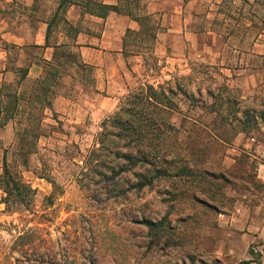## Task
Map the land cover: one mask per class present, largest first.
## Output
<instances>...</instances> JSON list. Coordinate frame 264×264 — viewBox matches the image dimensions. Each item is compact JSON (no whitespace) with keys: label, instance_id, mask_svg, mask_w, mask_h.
Returning a JSON list of instances; mask_svg holds the SVG:
<instances>
[{"label":"rangeland","instance_id":"rangeland-1","mask_svg":"<svg viewBox=\"0 0 264 264\" xmlns=\"http://www.w3.org/2000/svg\"><path fill=\"white\" fill-rule=\"evenodd\" d=\"M54 2L41 5L49 10L56 6ZM192 6L195 18L188 32L171 37L167 52L162 39L148 37L143 66L135 78L124 77L119 90L109 91L116 93L112 95L119 104L142 84L173 87L178 108L172 114V132L183 144L196 136V129L210 127L215 116L210 94L223 96L230 103L225 106L229 120L244 119L245 110L256 115L257 124L247 136L263 142L264 0H196ZM70 50L78 61H65L49 94L52 108L21 104L22 109L43 111L46 117L43 136L27 164L14 154L17 129L29 124L26 113L0 127V169L6 153L11 168L34 189L29 205H11L10 211L0 188V264H219L212 234L219 214L200 204L197 212L190 211L188 197L174 199L172 179L156 180L137 190L131 187L138 180L133 172L122 173L113 184L109 171L103 176L89 170L87 157L98 146L101 126L118 104L110 113L92 114L107 90H98L99 72L78 67V49L70 46ZM233 78H238L236 83L227 81ZM255 79L263 83L250 89ZM32 83L26 81L18 90L27 94ZM61 95L69 99L68 113L63 115L55 111L63 104ZM225 136L238 147L233 130ZM204 137L213 152L211 169L237 184L225 188L227 195L256 193L259 186L252 161L256 159L241 151L229 167V144L214 140L208 132ZM216 198V205L223 202L232 209L231 198L227 202L219 195ZM161 220L162 229L155 226ZM258 245L255 242L250 248L257 260Z\"/></svg>","mask_w":264,"mask_h":264},{"label":"trees","instance_id":"trees-1","mask_svg":"<svg viewBox=\"0 0 264 264\" xmlns=\"http://www.w3.org/2000/svg\"><path fill=\"white\" fill-rule=\"evenodd\" d=\"M48 1L56 2V9L49 20V32L53 25L60 23H64L70 27L71 32H75L65 18L68 7L79 4L88 9L92 2V0H35V3L38 6V3ZM98 8L102 9L103 15L110 10L120 11L117 6L103 4H98ZM152 30H154L153 33ZM143 32L147 37L155 40L157 27L147 20L145 24L143 23ZM129 34L132 32L129 31ZM12 47L15 48V46ZM65 61L74 63L78 60L73 52L64 49L55 53L54 62H44L45 74L33 81L32 88L27 94L20 92L18 87L27 78L28 68L18 70L20 77L16 83H3L0 88V127H4L10 120L25 113L26 120H29L28 125L17 129L18 140L14 149V154L23 158L25 164L28 163L27 157L37 150L38 140L43 136L42 127L46 117L43 111L36 114L30 107L28 111L22 109L21 104L39 105L42 110L52 108L49 94L53 91L59 76V67ZM79 63L82 68L87 67L80 60ZM175 94L176 90L171 86L166 88L161 84L148 83L140 85L120 99L117 109L103 122L102 132L96 144L98 146L90 151L86 164L89 170L96 174L105 176V172L109 171L111 177L108 180L113 184L120 181L122 173L133 172L138 180L131 187L137 190L152 186L156 180L172 179L174 199L181 196L188 197L190 204L187 207L190 211L197 212L198 204L216 214L229 210L222 205L223 202L219 206L216 205V196L219 195L225 202L229 197L234 205L236 199L228 196L225 188L228 185L237 184L232 183L225 174L211 169L213 152L210 142L204 136L208 132L214 140L229 144L231 139L225 135L230 130L234 131L235 136L239 133L248 135L257 124L256 115L245 110L243 111L244 119L236 117L229 120L225 106L230 103L223 96L219 97L211 93L215 116L210 127L196 129V136L192 137L187 144H183L176 133L172 132L174 126L171 118L178 108ZM237 113L240 114V110ZM18 122H22V117ZM243 155L250 159L249 154ZM252 161H255V179L259 186L257 190L262 191V185L257 179L258 160ZM0 182V188L6 194L3 202L8 210L11 211V205H29L34 189L20 173L11 168L6 153L0 169ZM148 224L154 226L152 222ZM163 224L164 220H161L155 226L159 225L162 229ZM257 264L262 263L257 261Z\"/></svg>","mask_w":264,"mask_h":264},{"label":"crops","instance_id":"crops-1","mask_svg":"<svg viewBox=\"0 0 264 264\" xmlns=\"http://www.w3.org/2000/svg\"><path fill=\"white\" fill-rule=\"evenodd\" d=\"M195 2L92 0L88 9L83 5L72 4L65 18L75 32H71L70 27L64 23L53 25L49 32V20L56 6L47 10L40 3L37 6L35 0H0V88L3 83H16L20 77V68L29 69L23 83L40 78L45 72L44 62H54L55 53L63 49L72 52L70 46H74L78 49L80 61L99 72L96 76L98 90H107L106 95H102V103L95 106L92 114L96 117L110 113L117 107L119 100L116 95H112L116 94L112 91L120 89L124 77L135 78L134 74L143 66L144 51L148 49V37L143 32V23L148 20L157 27L154 41L162 39L160 44L167 52L171 37L188 32L195 18L192 6ZM98 4L117 6L120 11L110 10L103 15ZM189 7H192L190 13ZM160 26L165 28L161 30ZM190 33L195 35L194 31ZM65 63L60 65L59 73L63 71ZM237 80L233 78L227 81L236 83ZM262 81L255 79L249 88L252 89V85L258 87ZM117 84L119 88L114 86ZM60 99L63 104L56 107L55 111L63 115L68 113L66 102L69 99L66 95H61ZM237 141L238 147L229 144L231 154L226 155L231 161L229 167L236 162L241 151L258 160L257 179L263 190H257L256 193L247 190L246 195L236 192L229 194L236 199L233 208L219 213L217 225L212 228L216 244L214 259L219 264H257V261L264 259V142L256 141L245 133L236 135L233 143ZM255 242L259 244L258 260L250 249Z\"/></svg>","mask_w":264,"mask_h":264}]
</instances>
